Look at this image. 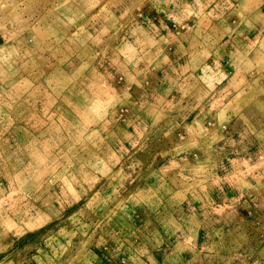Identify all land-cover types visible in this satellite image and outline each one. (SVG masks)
I'll list each match as a JSON object with an SVG mask.
<instances>
[{
	"label": "rangeland",
	"instance_id": "rangeland-1",
	"mask_svg": "<svg viewBox=\"0 0 264 264\" xmlns=\"http://www.w3.org/2000/svg\"><path fill=\"white\" fill-rule=\"evenodd\" d=\"M0 264H264V0H0Z\"/></svg>",
	"mask_w": 264,
	"mask_h": 264
}]
</instances>
